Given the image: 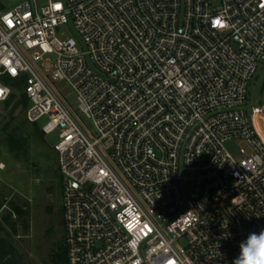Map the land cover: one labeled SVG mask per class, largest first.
Returning a JSON list of instances; mask_svg holds the SVG:
<instances>
[{
	"label": "built area",
	"instance_id": "built-area-1",
	"mask_svg": "<svg viewBox=\"0 0 264 264\" xmlns=\"http://www.w3.org/2000/svg\"><path fill=\"white\" fill-rule=\"evenodd\" d=\"M12 1L0 102L58 131L67 264H233L264 230V0Z\"/></svg>",
	"mask_w": 264,
	"mask_h": 264
},
{
	"label": "rangeland",
	"instance_id": "rangeland-1",
	"mask_svg": "<svg viewBox=\"0 0 264 264\" xmlns=\"http://www.w3.org/2000/svg\"><path fill=\"white\" fill-rule=\"evenodd\" d=\"M0 2L4 8L13 5L12 0ZM70 35L74 36L68 28L59 32L60 38ZM262 75L264 70L259 69L257 80L251 82L250 96L253 100L264 98V91L261 93L258 88ZM49 84L61 94L86 129L95 135L91 121L77 112L76 96L70 85L52 79ZM22 93L21 89L15 88L11 92L15 96L8 105L0 102V240L3 242L0 264L11 259L15 264H47L52 251L64 245L61 175L53 149L58 131L46 135L38 131L46 117L35 123L26 120V109L18 103ZM30 104L28 101V106ZM256 118L264 138V118ZM225 147L233 156L241 148L247 150L244 143L234 140L226 142ZM190 187L191 183H187L186 188ZM9 201L23 203L27 207V228L9 208Z\"/></svg>",
	"mask_w": 264,
	"mask_h": 264
},
{
	"label": "trees",
	"instance_id": "trees-1",
	"mask_svg": "<svg viewBox=\"0 0 264 264\" xmlns=\"http://www.w3.org/2000/svg\"><path fill=\"white\" fill-rule=\"evenodd\" d=\"M4 9V7H0V10ZM264 89V85H262L260 92L262 93ZM14 94H10L9 98L5 101H3L6 105H8L14 98ZM18 103H21L23 105V108L27 109L28 107V101L24 93H22V96L19 98ZM17 104V103H16ZM38 131H40L38 129ZM24 139V138H22ZM9 208L11 211L16 215V217L20 220V223L23 227L27 228V214L28 209L26 206L23 205V203H18L15 201H9ZM13 228V227H12ZM3 245V242L0 240V246ZM2 264H15L14 259H11L7 262H2ZM47 264H67V256H66V249L65 246L61 247L60 249H57L55 251H52L49 257V261Z\"/></svg>",
	"mask_w": 264,
	"mask_h": 264
},
{
	"label": "clouds",
	"instance_id": "clouds-1",
	"mask_svg": "<svg viewBox=\"0 0 264 264\" xmlns=\"http://www.w3.org/2000/svg\"><path fill=\"white\" fill-rule=\"evenodd\" d=\"M233 264H264V230L250 233L240 244V254Z\"/></svg>",
	"mask_w": 264,
	"mask_h": 264
},
{
	"label": "snow or ice",
	"instance_id": "snow-or-ice-1",
	"mask_svg": "<svg viewBox=\"0 0 264 264\" xmlns=\"http://www.w3.org/2000/svg\"><path fill=\"white\" fill-rule=\"evenodd\" d=\"M216 24L222 26V25L220 24V21H216Z\"/></svg>",
	"mask_w": 264,
	"mask_h": 264
},
{
	"label": "crops",
	"instance_id": "crops-1",
	"mask_svg": "<svg viewBox=\"0 0 264 264\" xmlns=\"http://www.w3.org/2000/svg\"><path fill=\"white\" fill-rule=\"evenodd\" d=\"M1 6L4 7V6L1 4V2H0V7H1Z\"/></svg>",
	"mask_w": 264,
	"mask_h": 264
}]
</instances>
